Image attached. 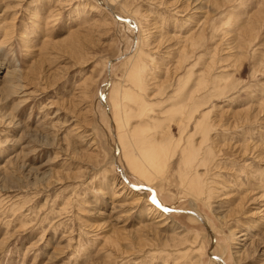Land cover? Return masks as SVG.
<instances>
[{
    "label": "rangeland",
    "instance_id": "1",
    "mask_svg": "<svg viewBox=\"0 0 264 264\" xmlns=\"http://www.w3.org/2000/svg\"><path fill=\"white\" fill-rule=\"evenodd\" d=\"M218 258L264 264V0H0V264Z\"/></svg>",
    "mask_w": 264,
    "mask_h": 264
},
{
    "label": "bare ground",
    "instance_id": "2",
    "mask_svg": "<svg viewBox=\"0 0 264 264\" xmlns=\"http://www.w3.org/2000/svg\"><path fill=\"white\" fill-rule=\"evenodd\" d=\"M55 18V16H54ZM53 20V19H52ZM49 21V20H48ZM54 22V21H53ZM52 22V23H53ZM51 23V22H50ZM138 52V51H137ZM137 52H134L133 55L131 56L133 58V60H135V54ZM110 76V75H108ZM132 85V84H131ZM184 108V107H183ZM124 110V109H123ZM150 110V109H149ZM125 113V112H124ZM171 113V112H170ZM116 116V115H115ZM116 118V117H114ZM113 120H117V119H113ZM146 120V119H145ZM158 120V119H157ZM181 123V122H180ZM127 125V124H126ZM141 125V124H140ZM145 126L147 127V125L145 124ZM119 129V128H118ZM135 130V129H134ZM147 130V129H146ZM137 131V129H136ZM135 131V132H136ZM134 132V131H133ZM145 131H143L144 133ZM147 132V131H146ZM140 133V132H139ZM149 133V132H148ZM132 135V134H131ZM136 136V135H135ZM143 136V134H142ZM148 139V138H147ZM135 141V140H134ZM147 144L145 145L146 149H143L144 151L142 152L141 150V154H139L140 156L138 158H136L137 155H135V158L134 159H131V161H128L129 163L128 166L130 165L131 166V170H134V174H137L138 176L140 177H143V176H146L147 179L150 180H153L152 177L154 175L153 171L149 170L148 167L149 166H153L155 167L156 169L159 168L157 167L158 164H160L162 162V159H164V148L163 146H159L158 144L154 145L151 141V142H148V141H145ZM119 143L121 144V142L119 141ZM119 144V146H120ZM144 145V144H143ZM144 147V148H145ZM165 147V146H164ZM140 148H143L140 147ZM169 152V151H168ZM162 154V156H161ZM167 154V152H166ZM173 154V153H172ZM129 155V154H127ZM126 155V158H128V156ZM167 156V155H166ZM169 156V154H168ZM198 156V154H196V148L194 147H190V148H185L183 149L182 151V157H183V163L184 165L186 166H192L193 163H186L189 159H192L193 161L195 160V158ZM245 157V156H244ZM125 158V160H126ZM194 158V159H193ZM167 162V161H166ZM164 165V164H163ZM190 166V167H191ZM188 167V168H190ZM163 168V167H162ZM155 171V169H153ZM159 171V170H158ZM156 171V172H158ZM133 173V172H132ZM135 175V176H137ZM155 176V175H154ZM200 176L199 174L197 175V173L195 174V177H191L192 179H185L184 182L186 184V186H188L186 189L188 191H191L194 193V195H197V196H203V193H202V186H201V182H200V179L199 177ZM201 177V176H200ZM154 178V177H153ZM145 179V180H147ZM148 181V180H147ZM204 189V188H203ZM191 197V196H190ZM193 204V203H192ZM193 215H195L197 217V220L198 221H202L203 223H206V220L205 218H202L200 217L199 214L197 213H193ZM221 258H218V262L222 264V259L220 260ZM216 260V259H215Z\"/></svg>",
    "mask_w": 264,
    "mask_h": 264
}]
</instances>
